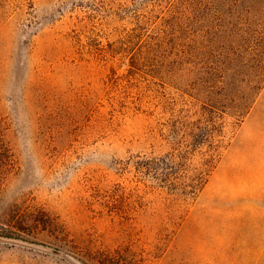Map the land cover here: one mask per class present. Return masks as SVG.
<instances>
[{"label":"rangeland","instance_id":"rangeland-1","mask_svg":"<svg viewBox=\"0 0 264 264\" xmlns=\"http://www.w3.org/2000/svg\"><path fill=\"white\" fill-rule=\"evenodd\" d=\"M261 25L264 0H0V216L50 221L0 239V264H76L67 240L264 264ZM165 164L184 186L203 172L195 193L162 184Z\"/></svg>","mask_w":264,"mask_h":264},{"label":"trees","instance_id":"trees-1","mask_svg":"<svg viewBox=\"0 0 264 264\" xmlns=\"http://www.w3.org/2000/svg\"><path fill=\"white\" fill-rule=\"evenodd\" d=\"M261 27V32H258L259 39L256 41V46L261 47L263 49L262 51H260L259 57L257 59L258 64L255 67L256 79L254 82L257 83L258 86L252 87V89L257 90L262 86L260 84V81L262 79V75L264 74V37L260 34H264V25H261ZM137 60L138 58L131 56V61L129 64L131 68H129V70H133L132 68L134 67V64L135 62H137ZM219 94L223 98L222 100L227 101L230 98L229 95H227L226 93L222 94V92H219ZM210 99H212V97L209 96L208 100ZM216 101L221 102V100L218 99H216ZM209 105L213 106L212 103H209ZM248 106L249 101L246 100L242 107V112H240V116L245 114V112L247 111L245 109H247ZM202 110H207L208 113L213 112L212 109L205 107L204 105L202 106ZM196 141L200 142L198 140ZM4 162L5 159L0 158V196L4 191V187L6 186L8 180V176L6 173L8 167ZM210 162L211 160L208 159L204 164L209 165ZM168 164H165L166 167L164 170L166 171H164L161 174L162 176L159 178L161 183L165 184V186L171 190H173V188L181 189L182 194H187L184 198H186L191 193H195V191L199 188V185L202 182L203 172L197 176L188 177L190 183L184 186V183H178V177L168 171L169 169H172L171 167H167ZM154 165H158V163L154 162ZM145 170L146 171L144 172V174L147 173L149 175H152V171L154 169L152 166H148L145 168ZM187 186L190 188V190H186ZM119 197L122 198L121 196L116 195L115 193L111 196L114 203H116L117 198L119 200ZM20 208L21 206L19 207V205H12L9 209L6 210L3 215L0 216V239L22 240L24 238V233L27 232L26 230L34 232L37 229L42 230L44 229V227H47L50 224L49 218L44 215L43 211H35L34 209L32 212H29L28 207H23L21 209ZM113 211L114 210H112L111 212ZM117 211H119V209H117ZM24 220L30 221V227L27 229L24 225ZM65 244H67L68 247V252H65V254L69 256L76 264H152V262L159 257L157 254L160 251V248L157 246H155L153 250H150L146 249L143 246H137L132 244L122 245L112 250L98 248L88 249L84 247H78L77 245H73L72 242L69 240H67Z\"/></svg>","mask_w":264,"mask_h":264}]
</instances>
